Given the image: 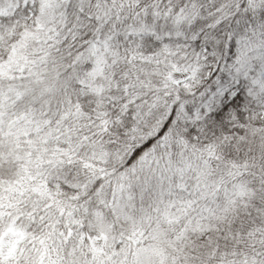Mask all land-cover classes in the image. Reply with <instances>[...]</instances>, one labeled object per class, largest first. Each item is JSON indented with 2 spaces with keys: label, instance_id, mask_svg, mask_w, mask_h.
I'll use <instances>...</instances> for the list:
<instances>
[{
  "label": "snow or ice",
  "instance_id": "obj_1",
  "mask_svg": "<svg viewBox=\"0 0 264 264\" xmlns=\"http://www.w3.org/2000/svg\"><path fill=\"white\" fill-rule=\"evenodd\" d=\"M0 264H264V0H0Z\"/></svg>",
  "mask_w": 264,
  "mask_h": 264
}]
</instances>
